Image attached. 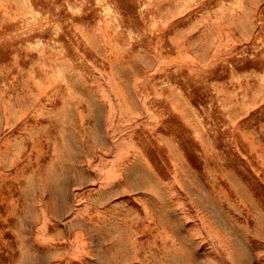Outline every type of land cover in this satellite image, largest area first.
<instances>
[{"label":"rangeland","instance_id":"374dc122","mask_svg":"<svg viewBox=\"0 0 264 264\" xmlns=\"http://www.w3.org/2000/svg\"><path fill=\"white\" fill-rule=\"evenodd\" d=\"M0 264H264V0H0Z\"/></svg>","mask_w":264,"mask_h":264}]
</instances>
